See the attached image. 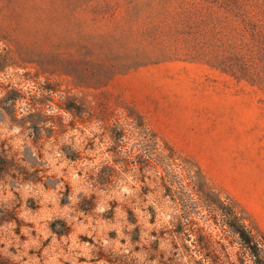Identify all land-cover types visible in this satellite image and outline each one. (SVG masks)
Returning <instances> with one entry per match:
<instances>
[{
  "label": "rangeland",
  "instance_id": "obj_1",
  "mask_svg": "<svg viewBox=\"0 0 264 264\" xmlns=\"http://www.w3.org/2000/svg\"><path fill=\"white\" fill-rule=\"evenodd\" d=\"M137 122L264 234V0H0V264H199Z\"/></svg>",
  "mask_w": 264,
  "mask_h": 264
},
{
  "label": "trees",
  "instance_id": "obj_2",
  "mask_svg": "<svg viewBox=\"0 0 264 264\" xmlns=\"http://www.w3.org/2000/svg\"><path fill=\"white\" fill-rule=\"evenodd\" d=\"M135 126L139 128L143 138L139 145L140 155L136 150L132 152L137 156L133 161L139 162L140 168L152 169L155 174L153 181L161 183L166 191L170 192V195L174 197L175 195L188 196L189 199H186L191 205L207 206L208 215H205V219H213L222 230L223 234L219 233L217 236L213 231L206 233V229L201 228L197 238L200 255V258L197 259L198 263L248 264L250 261L251 264H264V234L256 232L246 222V218L230 198L224 200L219 197L220 194L216 193L215 187L207 183L201 168L195 171L190 164L182 162V157L176 148L148 129L144 123L137 122ZM123 128H121L122 135L125 130ZM207 192L217 197V200L210 198L201 204L199 199L194 198L195 195L209 198ZM185 213L191 216L192 211L187 210ZM190 216L179 215L174 218L180 220L186 217L188 221L193 222ZM208 216L210 217L208 218ZM230 235H234L240 244V250L237 252L233 249L234 241H226Z\"/></svg>",
  "mask_w": 264,
  "mask_h": 264
}]
</instances>
